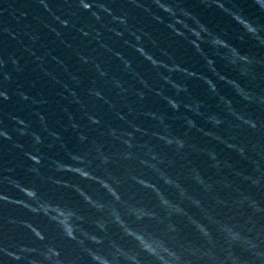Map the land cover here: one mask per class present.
I'll return each instance as SVG.
<instances>
[{"label":"water","instance_id":"95a60500","mask_svg":"<svg viewBox=\"0 0 264 264\" xmlns=\"http://www.w3.org/2000/svg\"><path fill=\"white\" fill-rule=\"evenodd\" d=\"M0 264H264V0H0Z\"/></svg>","mask_w":264,"mask_h":264}]
</instances>
